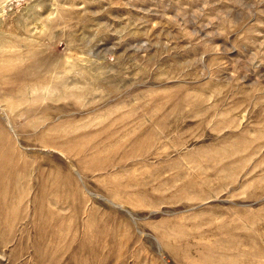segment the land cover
Listing matches in <instances>:
<instances>
[{"label":"rangeland","instance_id":"rangeland-1","mask_svg":"<svg viewBox=\"0 0 264 264\" xmlns=\"http://www.w3.org/2000/svg\"><path fill=\"white\" fill-rule=\"evenodd\" d=\"M0 111V264H264V0H0Z\"/></svg>","mask_w":264,"mask_h":264},{"label":"bare ground","instance_id":"bare-ground-1","mask_svg":"<svg viewBox=\"0 0 264 264\" xmlns=\"http://www.w3.org/2000/svg\"><path fill=\"white\" fill-rule=\"evenodd\" d=\"M6 26V25H5ZM7 28V27H6ZM13 27H11L10 29H12ZM1 113H4L3 111H0ZM1 115V114H0ZM5 114H3L2 116H4ZM6 120H7V122H8V125H9V127H11V128H13V126H12V124H11V122H10V120H9V118H6ZM76 173L79 175V177L80 178H82L81 177V175H80V173L78 172V170H76Z\"/></svg>","mask_w":264,"mask_h":264}]
</instances>
